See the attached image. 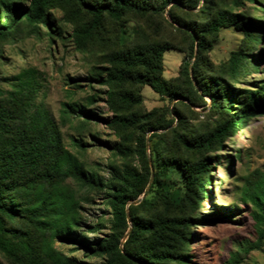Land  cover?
Wrapping results in <instances>:
<instances>
[{
    "label": "trees",
    "instance_id": "1",
    "mask_svg": "<svg viewBox=\"0 0 264 264\" xmlns=\"http://www.w3.org/2000/svg\"><path fill=\"white\" fill-rule=\"evenodd\" d=\"M66 27L68 40L92 65L88 80L107 88L112 117L65 102L61 123L77 118L80 135L90 122L106 125L118 139L110 149L122 164L108 166L107 180L87 169L38 102L37 71L22 70L9 88L0 87V253L9 264H90L65 254L56 246L60 242L103 264H189L192 227L203 220L195 214L211 183L214 153L264 111V81L255 89L238 87L264 58V51L255 53L264 41V0H0V58L6 45L27 37L44 33L51 41L64 40ZM227 28L241 40L217 63L211 52ZM167 50L185 55L171 79L164 76ZM144 87L177 101L148 111ZM193 107L207 110L203 120ZM73 141L86 148L83 138ZM171 168L180 170L181 182L170 180ZM74 185L108 195L111 226L104 238L88 236L106 224L102 218L85 224L82 201L88 198ZM241 199L252 206V247L260 249L264 173ZM239 259L236 253L228 264Z\"/></svg>",
    "mask_w": 264,
    "mask_h": 264
},
{
    "label": "rangeland",
    "instance_id": "2",
    "mask_svg": "<svg viewBox=\"0 0 264 264\" xmlns=\"http://www.w3.org/2000/svg\"><path fill=\"white\" fill-rule=\"evenodd\" d=\"M250 5L248 3L247 6ZM56 17L60 21L61 13L56 12ZM66 28L64 40L54 37L51 41L43 33L41 37H27L6 45L0 58V87L9 88L12 79L26 68L36 70L42 85L38 102L45 103L51 117L61 126L66 146L80 157L87 169L99 173L107 180L110 178L108 166L112 162L122 164L121 158L114 156L110 149L118 143L113 131L103 123L90 122L86 131L80 135L77 118L71 117L65 125L61 123V110L65 102L85 105L103 118L112 117L106 105L107 88L88 80L92 74V65L84 54L75 49L72 41L68 40L71 29ZM240 40L241 35L230 28L224 29L220 41L211 52L212 59L217 63L224 60ZM261 51H264V41L257 43L255 53ZM184 58L185 55L177 50H167L164 53L165 78L171 79L179 75ZM262 81L264 58L259 63L258 70L247 75L245 82L238 87L255 89ZM75 84L80 87L77 88ZM142 96L148 111L157 107H171L177 101L162 100L150 87L142 89ZM206 101L209 103V99ZM193 109L199 113V119L203 120L207 110L204 107ZM75 138L85 140L84 150L75 145ZM104 142H108L109 146ZM148 152L150 153L149 149ZM214 155L216 163L211 171V183L206 187V195L198 204L195 214L198 220H203L196 221L192 227L193 236L189 245L192 258L189 264H228L236 253L240 257L238 264H264V243L260 249L252 247L257 241L252 206L241 199L243 189L264 173V111L249 117L245 126L227 139ZM181 179L180 170L171 168L170 180L179 183ZM74 186L80 197L88 198V201H82L85 224H96L100 218L106 224L101 231L88 233V236L92 240L104 238L110 234L111 226L108 195L106 192H85ZM56 246L65 254L84 262H104L98 257L87 255L77 245L58 242ZM246 249L249 251L246 252ZM0 264H9L1 253Z\"/></svg>",
    "mask_w": 264,
    "mask_h": 264
},
{
    "label": "water",
    "instance_id": "3",
    "mask_svg": "<svg viewBox=\"0 0 264 264\" xmlns=\"http://www.w3.org/2000/svg\"><path fill=\"white\" fill-rule=\"evenodd\" d=\"M150 164H151V166H152L151 161H150ZM152 179H153V173H152V175H151L150 184H151ZM150 184H149V185H150ZM148 188H149V187H148ZM148 188L146 189V191L148 190ZM142 198H143V196H142L141 198H139L138 200L134 201L133 204H138V203L142 200ZM123 241H124V240H123Z\"/></svg>",
    "mask_w": 264,
    "mask_h": 264
}]
</instances>
